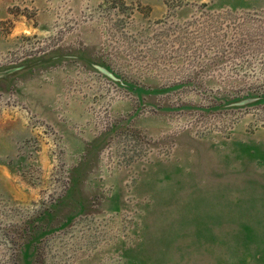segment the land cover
<instances>
[{
  "label": "rangeland",
  "instance_id": "obj_1",
  "mask_svg": "<svg viewBox=\"0 0 264 264\" xmlns=\"http://www.w3.org/2000/svg\"><path fill=\"white\" fill-rule=\"evenodd\" d=\"M22 64L0 264H264V0H0Z\"/></svg>",
  "mask_w": 264,
  "mask_h": 264
},
{
  "label": "water",
  "instance_id": "obj_2",
  "mask_svg": "<svg viewBox=\"0 0 264 264\" xmlns=\"http://www.w3.org/2000/svg\"><path fill=\"white\" fill-rule=\"evenodd\" d=\"M83 60H85V59H83ZM86 62L89 63L88 60ZM90 65H92V67L95 69L96 72L102 74L103 76H105L109 80L120 83L121 85L126 86V87L129 86L124 82V80L120 76H118V74H116L108 66L103 65V64H99V63H94V62H90ZM28 68H30L29 64H22V65L11 66V67H7L5 69H1L0 70V79H6L9 76L16 75L20 71L28 69ZM256 100H257L256 97H248V98H244L242 100L233 102L231 104H233V105H245V104L254 102Z\"/></svg>",
  "mask_w": 264,
  "mask_h": 264
}]
</instances>
